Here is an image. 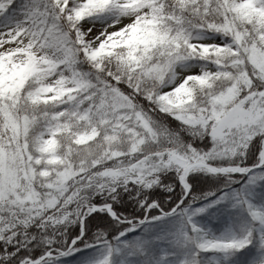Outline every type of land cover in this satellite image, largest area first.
<instances>
[{"label":"snow or ice","instance_id":"6c2138e0","mask_svg":"<svg viewBox=\"0 0 264 264\" xmlns=\"http://www.w3.org/2000/svg\"><path fill=\"white\" fill-rule=\"evenodd\" d=\"M0 264H264V0H0Z\"/></svg>","mask_w":264,"mask_h":264}]
</instances>
